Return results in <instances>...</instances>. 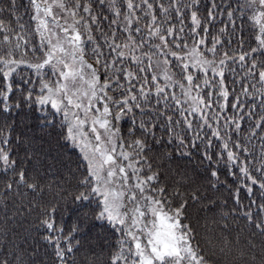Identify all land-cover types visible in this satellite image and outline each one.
I'll list each match as a JSON object with an SVG mask.
<instances>
[{
    "label": "snow or ice",
    "instance_id": "1",
    "mask_svg": "<svg viewBox=\"0 0 264 264\" xmlns=\"http://www.w3.org/2000/svg\"><path fill=\"white\" fill-rule=\"evenodd\" d=\"M29 4L26 25L17 0H0V192L5 212L35 213L48 264H99L91 249L80 255L90 221L118 234L103 264H264V0H209L206 15L201 0ZM217 15L227 21L209 41ZM237 19L256 29L247 50L223 39ZM25 110L41 113L38 126L62 117L59 138L80 154L72 191L63 176L30 172L32 140L11 118ZM194 158L198 168L172 166ZM194 206L218 231L211 255ZM25 255L6 249L0 264H37Z\"/></svg>",
    "mask_w": 264,
    "mask_h": 264
},
{
    "label": "trees",
    "instance_id": "2",
    "mask_svg": "<svg viewBox=\"0 0 264 264\" xmlns=\"http://www.w3.org/2000/svg\"><path fill=\"white\" fill-rule=\"evenodd\" d=\"M139 2V0H136ZM220 2V0H217ZM227 2V0H225ZM17 3L20 4L19 15L22 17L21 23L28 24L29 18L31 15V6L29 4V0H17ZM117 6H121L122 0H116ZM209 3V0H201V14L206 15V5ZM28 10L27 13L25 10ZM96 11H100V9H96ZM104 15L111 16L110 12L106 10L103 12ZM227 21V17H221L217 15L216 20L213 22L212 31L209 35V41H211V36L218 34V29L225 26ZM15 24V21L13 22ZM190 23V21H186V25ZM105 26L108 24V21H104ZM143 24V21H142ZM228 34H226L223 39L227 43V40L231 38L232 44L229 46V50L231 48L238 47L241 39L243 40L245 50L249 48V46H255V26L250 22H244L241 25L239 19L236 22V30L233 32L232 25L228 24ZM241 31L243 35L241 36ZM231 76L232 74H228V85L231 88ZM27 112V115H24V119L21 120L20 117H17L15 113L12 114L11 118L16 121L18 126V130L25 133L28 138L32 140V148L29 151V155L31 156V162L27 165L30 169H35L40 172L41 175L45 173L48 174V178H51L53 175L63 176L68 180V183L64 185V187L68 191H72L71 185L75 183V179H73V173L77 176L79 172L77 171V166L80 163L79 160V151L72 147L70 143L59 138V133L61 131L59 125L61 116L55 117V127L52 125L38 126L39 120L42 118L41 113L38 112ZM52 119V117H49ZM123 127L126 129L128 124L126 121L122 122ZM244 127L247 128V121H245ZM157 136H165L166 134L162 132V130H157ZM260 140L257 137L253 140L251 146H255L257 150L260 146ZM159 147V146H157ZM34 153V154H33ZM23 151H20V155H23ZM168 162H165V166H167ZM176 164H180L182 166H187L189 169L198 168L199 161L197 159H193L191 163L187 159L182 160H174L172 161V166L175 167ZM207 165L205 164V167ZM202 170V169H201ZM82 171V169H81ZM10 175V173H9ZM3 168L0 166V188L3 187ZM224 177H221L223 179ZM231 179V178H229ZM65 195L67 192L64 193ZM219 195L220 199H224L228 196L226 191H223ZM260 193L257 192L256 196H259ZM242 203L247 205L249 199H255V197H247L245 192H241ZM31 197L29 196V199ZM45 198L47 200L56 202L58 197L56 196V190H46ZM259 203V201H257ZM229 208L232 207V203L229 202ZM227 210V209H225ZM253 212L256 210V206L253 205ZM190 215L195 223L197 218H199V237L201 246L205 247L209 250V254L213 251H218V249L213 248V244L215 242V237L218 235L217 232H212L207 229H211L212 222L211 218L207 221V229L205 228L206 221L204 220L205 213L202 211H198L197 207H192L189 209ZM35 213L31 216L25 218L24 216H14L11 210L5 212L4 205V196L3 193L0 192V254H3L5 250L11 251L13 248L17 250L23 249L26 253V259H32L37 261V264H40L41 261L44 264H48L50 259V255L52 252L51 245L48 244L46 240L42 238L44 234L42 229H37L35 227L36 221L34 219ZM7 217V220H6ZM64 221L66 224L71 223V218L65 214ZM241 227H243V221H238ZM7 228V234L4 233V229ZM242 243L244 239H247L246 233H242ZM79 238V237H78ZM118 239V234H114L111 228L105 223L100 221H90L86 230L85 238H84V248L81 250V258L84 257L85 253L88 254L89 258H91L92 251L95 252L96 259L99 261V264H103L105 260H109L112 252L115 250L114 246ZM256 243L259 244V238L256 239ZM91 249L92 251H89ZM213 259H220V257L213 256Z\"/></svg>",
    "mask_w": 264,
    "mask_h": 264
},
{
    "label": "rangeland",
    "instance_id": "3",
    "mask_svg": "<svg viewBox=\"0 0 264 264\" xmlns=\"http://www.w3.org/2000/svg\"><path fill=\"white\" fill-rule=\"evenodd\" d=\"M78 150V149H77ZM79 151V150H78Z\"/></svg>",
    "mask_w": 264,
    "mask_h": 264
}]
</instances>
